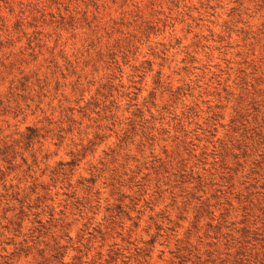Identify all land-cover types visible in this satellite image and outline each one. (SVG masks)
Segmentation results:
<instances>
[{
    "label": "rangeland",
    "instance_id": "374dc122",
    "mask_svg": "<svg viewBox=\"0 0 264 264\" xmlns=\"http://www.w3.org/2000/svg\"><path fill=\"white\" fill-rule=\"evenodd\" d=\"M0 264H264V0H0Z\"/></svg>",
    "mask_w": 264,
    "mask_h": 264
}]
</instances>
